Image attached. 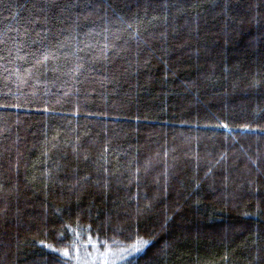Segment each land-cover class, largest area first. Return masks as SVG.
Returning a JSON list of instances; mask_svg holds the SVG:
<instances>
[{"label":"trees","instance_id":"1","mask_svg":"<svg viewBox=\"0 0 264 264\" xmlns=\"http://www.w3.org/2000/svg\"><path fill=\"white\" fill-rule=\"evenodd\" d=\"M0 264H264V0H0Z\"/></svg>","mask_w":264,"mask_h":264},{"label":"snow or ice","instance_id":"2","mask_svg":"<svg viewBox=\"0 0 264 264\" xmlns=\"http://www.w3.org/2000/svg\"><path fill=\"white\" fill-rule=\"evenodd\" d=\"M143 243H144V244H147V243H148V241H144ZM140 250H141V248H136V249H134V251H137V252H138V251H140ZM65 255H67V253H66V252H65Z\"/></svg>","mask_w":264,"mask_h":264}]
</instances>
